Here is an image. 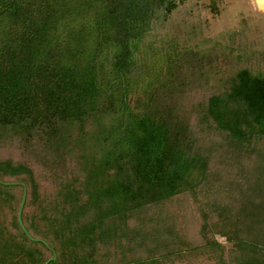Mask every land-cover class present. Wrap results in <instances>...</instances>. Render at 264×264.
I'll use <instances>...</instances> for the list:
<instances>
[{
    "label": "trees",
    "instance_id": "16d2710c",
    "mask_svg": "<svg viewBox=\"0 0 264 264\" xmlns=\"http://www.w3.org/2000/svg\"><path fill=\"white\" fill-rule=\"evenodd\" d=\"M175 6L0 0V264H264V74L139 63Z\"/></svg>",
    "mask_w": 264,
    "mask_h": 264
},
{
    "label": "rangeland",
    "instance_id": "374dc122",
    "mask_svg": "<svg viewBox=\"0 0 264 264\" xmlns=\"http://www.w3.org/2000/svg\"><path fill=\"white\" fill-rule=\"evenodd\" d=\"M174 1L176 6L171 11L166 14L160 10L153 18L150 30L136 54L139 63L143 60L148 66H153L152 69L161 68L166 55L179 56L182 65H191V74L198 69L196 73L206 75L210 81L215 78L214 74H210L212 71L247 68L255 75L264 74L263 0ZM204 86L198 83L195 89L200 91ZM205 91H212V87H207ZM214 166H211L213 177L214 172H220L222 168L221 164ZM215 175L220 179V175ZM215 181L222 186L226 183L225 179ZM42 190L52 191L48 185H43ZM197 194L203 205V191L199 189ZM170 210L174 215L179 214L176 205L169 206ZM206 210L217 215L215 204L207 206ZM198 217L201 218L200 214ZM174 264L216 263L208 255H192L189 260Z\"/></svg>",
    "mask_w": 264,
    "mask_h": 264
},
{
    "label": "water",
    "instance_id": "95a60500",
    "mask_svg": "<svg viewBox=\"0 0 264 264\" xmlns=\"http://www.w3.org/2000/svg\"><path fill=\"white\" fill-rule=\"evenodd\" d=\"M25 202H26V190L24 191L23 200H22V204H21V207H20V211H19V222H20L24 232L27 234V236H29L32 240L37 241V239H34V238H32L30 236L28 230L26 229V227L24 226V223L22 221V211H23ZM54 260H56V256H54Z\"/></svg>",
    "mask_w": 264,
    "mask_h": 264
},
{
    "label": "flooded vegetation",
    "instance_id": "af4514ba",
    "mask_svg": "<svg viewBox=\"0 0 264 264\" xmlns=\"http://www.w3.org/2000/svg\"><path fill=\"white\" fill-rule=\"evenodd\" d=\"M262 6H264V0H263V3H262Z\"/></svg>",
    "mask_w": 264,
    "mask_h": 264
}]
</instances>
